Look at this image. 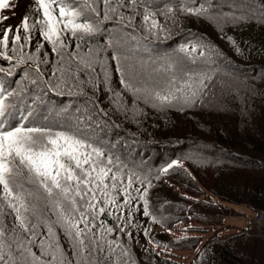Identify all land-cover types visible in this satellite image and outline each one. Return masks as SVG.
Returning <instances> with one entry per match:
<instances>
[{
  "label": "snow or ice",
  "instance_id": "6c2138e0",
  "mask_svg": "<svg viewBox=\"0 0 264 264\" xmlns=\"http://www.w3.org/2000/svg\"><path fill=\"white\" fill-rule=\"evenodd\" d=\"M195 4L196 0H35L36 17L25 15L13 27L4 13L14 9V0H0V62L8 65L0 66V264H126L122 258L128 252L120 236L132 237L126 229L135 213L156 220L148 199L152 183L97 134L99 119L107 112L86 89L96 93L103 87L118 107L123 106L124 93L161 109L203 103L217 86V69L215 52L202 38L181 45L175 56L145 61L139 55L143 41L170 37L177 14L220 19L206 6L207 0ZM230 19L242 22L246 16ZM105 32L107 41L93 47L91 42ZM33 33L50 45L55 57L50 74L41 67L50 62L46 51L40 58L43 43L37 42L34 52L25 51ZM109 61L115 64L123 92L111 87ZM22 66L23 77L15 87L6 85L5 79ZM160 73L163 79L156 84L154 76ZM33 90L37 94L31 106H23L25 95ZM49 92L82 96L84 107L41 115L43 96Z\"/></svg>",
  "mask_w": 264,
  "mask_h": 264
},
{
  "label": "trees",
  "instance_id": "16d2710c",
  "mask_svg": "<svg viewBox=\"0 0 264 264\" xmlns=\"http://www.w3.org/2000/svg\"><path fill=\"white\" fill-rule=\"evenodd\" d=\"M26 1L30 7L25 10L26 13L20 19L25 15L35 18L37 15L33 11L35 0ZM198 1L204 2V0ZM211 1L218 3L229 0ZM255 1L260 3L262 0ZM55 14L58 15V9ZM177 15L178 19L172 25L170 37L168 39L153 37L145 40V43L142 42L141 45L147 44V46L140 47L139 55L145 61L165 55L175 56L181 45L194 42L196 38H202L203 42L215 52L217 86L204 98L203 103H197L195 107L173 106L160 109L158 118H153L155 119L153 121L144 120V113H151L146 109L148 104L142 107L140 104L144 103L138 101L133 106L132 103L123 99L131 107L130 115L134 119L127 121L120 118L121 122L128 126L130 124L147 143L161 148L170 146V162L180 161L188 166V170L176 166L168 172H163L161 169L157 173L158 178L154 179L158 188L155 190V202L162 207V211L165 210L163 212L170 213L166 215L169 218L162 220L163 216L152 215L156 220L148 229L146 226L139 227L143 222L141 220L143 216H140L139 211L135 213L132 225L126 229L132 232V237L129 239L126 235L120 236L128 252L127 257L122 258L126 264H140L135 257L131 241L141 232L149 244L169 249L184 248L182 243H186L188 239L172 240L158 229L170 228L178 221H187L189 218L187 207L193 206L195 202L192 199L201 197L203 193L207 195L200 205L203 211L213 215L223 217L229 214L230 204L264 213V9L261 11V8L255 5L254 9L248 8L243 14L246 19L242 22H229L224 31L226 42L215 41L206 34L196 32L193 23L186 20L184 15ZM192 16L196 19L198 17ZM137 24H139V17ZM192 33L191 38L187 39L186 36ZM37 35L39 34L33 33L31 44L35 45ZM176 37H180L181 41L172 40ZM40 39L42 38L39 37ZM154 41L157 44H154ZM103 42L100 41L99 44L102 45ZM171 45L172 49H163ZM175 45L178 46L176 49ZM152 46L154 51L150 50ZM108 55H111L110 50ZM111 63L115 66L114 62ZM0 66L8 65L7 62H0ZM21 78L22 76L16 71V75L5 79V84L15 87L14 82ZM162 79V73L154 76L156 84H160ZM50 96L56 99L59 95L50 92ZM33 99L32 92L25 95L23 106H31ZM70 101L74 99L71 98ZM113 106L119 109L114 103ZM135 163L136 161L127 162L132 167ZM138 164L144 167L143 162ZM157 194L162 195L161 200L156 197ZM148 199L149 208H152L151 192ZM105 219L110 225L114 223L110 218L105 217ZM146 219L153 220L151 216ZM148 221L145 222L149 223ZM151 228L154 230L152 231ZM144 230H147V235L144 234ZM250 233L257 234L253 231H242L238 235L239 240L236 245L216 238L207 241L190 264H250L244 257L239 258L250 250L253 259L251 264H264V257L259 255L264 250L261 238L254 234L252 236ZM112 238H115V234ZM249 239L253 241L252 245L248 244ZM60 243L62 244L61 240ZM189 244L190 249L200 246V242L192 238H189ZM235 249L243 250L244 254L236 256ZM33 251L36 252L35 248ZM67 253L71 257V252L67 251ZM39 254L40 252L37 253ZM149 262L179 264L157 254Z\"/></svg>",
  "mask_w": 264,
  "mask_h": 264
},
{
  "label": "rangeland",
  "instance_id": "374dc122",
  "mask_svg": "<svg viewBox=\"0 0 264 264\" xmlns=\"http://www.w3.org/2000/svg\"><path fill=\"white\" fill-rule=\"evenodd\" d=\"M15 7L14 9L10 10V12L5 13L10 17V19L6 22L8 24H18L21 22L20 16L25 13V10L30 7L29 3L24 0L14 1ZM201 2L196 0V4L198 5ZM255 5L257 7L262 9V5H264V0H262L260 3H257L255 0H229L222 1L216 3L215 1L207 0L206 6H211L212 11L220 17L218 21H214L212 19H206L204 17H193L192 15H184V18L188 20L189 22L194 24V29L196 32L203 33L208 35L209 37H212L215 39V41L219 42H226L224 39V31L226 28V25L229 24V22H237L233 21L230 18L233 15L240 16L245 14L247 9H254ZM224 17H228L229 19L226 21L223 19ZM196 22V23H194ZM109 30H112L113 25L108 24L107 25ZM193 35H187L186 38L189 39ZM39 35H37V40L35 41V45L37 42H41L44 44V48L40 53V58L43 59V53L46 51L49 53V64L48 65H42V68H45L46 75L50 74L52 63L51 61L55 59V57L51 53L50 45L43 41L42 39L39 40ZM106 39H108V33L105 32L101 36L97 37L95 41H92L91 44L94 47L97 43L106 42ZM175 42H180L181 38L176 37L175 39L172 38ZM33 41V39H32ZM103 42V43H104ZM145 43V41H143ZM154 44H157L154 41ZM35 45L31 44L28 49L29 52L35 51ZM147 44L141 45V47H146ZM172 45L168 48H163L164 50H170L172 49ZM178 46H174L176 49ZM150 50L154 51V47H150ZM159 50V48H158ZM19 75L23 77V66L21 70H18ZM110 75H111V87L114 90H119L123 92L120 83H119V74L115 71V66L112 65L110 62ZM25 86L31 88L30 85L27 84V81H25ZM88 92V95L94 96L95 99H97L100 103V106L107 112V116L105 119L102 117L99 119V127L97 129V134L102 137L106 143H112L116 146V151L120 154V156L126 160L129 161H136L135 167L138 171H140L142 174H148L150 179H153L151 181L152 187L149 189V192H151V198H152V208H150V211L152 215H159L163 216L161 219L165 220L166 216L170 213H165L162 211V207L155 202V194L158 188L156 187V184L154 183L155 177H157V173L159 170L164 169L167 167V165L173 161L170 162V152L169 148L170 146L166 147H158L156 145H152L150 143H147V141L139 135L129 124H123L120 120V118H124L127 121H131L134 119L133 116H131V107H129V104L125 102V100L128 103H132L133 106L134 103H137L134 99V97L129 93L123 94V99L121 107L115 108L113 106L111 93L107 92L106 90L101 88L99 92L93 93L90 88L86 89ZM32 96H36V91L33 90ZM73 97H70L66 95H59L56 99H53L50 96V92L46 93L43 96L44 103L40 106V114L41 115H48L50 112H52L54 109H59L63 107H84V97L82 96H76L72 95ZM64 98V99H63ZM73 98L74 101H70V99ZM142 107H145L147 103H145L143 100H139ZM25 103V101H24ZM149 106H146V109L150 111L151 113H144V120L145 121H153L158 118L159 116V110L161 108H154L150 104ZM155 109V111H152ZM157 109V110H156ZM155 118V119H153ZM108 120V121H107ZM53 124L55 123V120L51 121ZM134 122V121H133ZM158 124V122H157ZM132 125V124H131ZM133 126V125H132ZM143 162L144 167H140L138 163ZM178 164L174 165L172 168L179 166L186 170H188V166L185 163H182L180 161H176ZM170 168L169 170H171ZM168 170V171H169ZM167 171V172H168ZM174 187V186H173ZM177 189V188H176ZM207 193H203L201 197L194 198L192 201H194V205L187 207V213H188V219L187 221H178L171 225L170 228H159V231H162L164 235L171 238L172 240H183L188 239L186 243H182V246L184 248H178L173 247L171 249L160 247L158 245L149 244L148 240L145 238L144 235H142V232L140 235H136L133 237V241H131V245L134 247L135 251V257L140 261V264H153V262H149L151 258L155 256V254L165 258L173 260L179 264H190L193 262V260L198 256L199 252L201 251L203 245L213 239H221L225 240L227 242H230L232 245H236L238 243V235L242 232L241 230L244 229V224L246 223V220L251 219L254 217V220L256 219V224L253 228V232H256L257 234L250 233V235L253 236H260L261 238V245L264 249V213L259 212H252L250 208H246L244 206H235L230 204V212L229 214L221 217L220 215H213L209 212L203 211V207L200 205L204 197H206ZM156 197L158 199H162V195L157 194ZM212 199V198H210ZM236 208V209H235ZM247 211L249 214L244 215L243 213ZM181 213H184V211H180ZM258 214H262V219H257ZM140 216H143L140 212ZM247 218V219H246ZM148 219V218H147ZM146 217H142V221L139 225V227H147L148 229L151 227V224H154V221L150 219L148 221ZM140 220V219H139ZM148 221L149 223H146ZM153 231L154 228H151ZM41 232H46V229L43 227L41 228ZM57 234L60 236V240L62 242L63 247L66 251L70 252L69 245L67 240L64 238L63 234L60 233L59 229H57ZM189 238L195 239L200 242V246L196 249H190L189 244ZM123 243V242H122ZM124 244V243H123ZM248 244L252 245L253 241L248 240ZM36 254L39 252V249L35 248ZM236 256L239 254H244L243 250L235 249ZM260 257H264V250L261 254H259ZM245 259L246 262L252 263V256H251V250L250 252L246 253L244 256L240 255L239 258Z\"/></svg>",
  "mask_w": 264,
  "mask_h": 264
},
{
  "label": "built area",
  "instance_id": "2783aa9c",
  "mask_svg": "<svg viewBox=\"0 0 264 264\" xmlns=\"http://www.w3.org/2000/svg\"><path fill=\"white\" fill-rule=\"evenodd\" d=\"M262 218H263L262 214H258L257 219L261 220ZM255 224H256V219L254 220V217L251 218V219H248V222H247V224L245 226V231H247V232L248 231H252L254 226H255Z\"/></svg>",
  "mask_w": 264,
  "mask_h": 264
},
{
  "label": "crops",
  "instance_id": "0c3cea01",
  "mask_svg": "<svg viewBox=\"0 0 264 264\" xmlns=\"http://www.w3.org/2000/svg\"><path fill=\"white\" fill-rule=\"evenodd\" d=\"M253 212V211H252ZM244 215H247V214H249L247 211H245L244 213H243Z\"/></svg>",
  "mask_w": 264,
  "mask_h": 264
}]
</instances>
